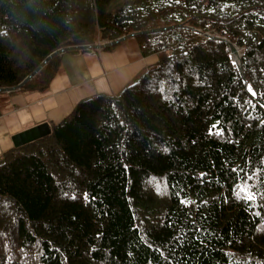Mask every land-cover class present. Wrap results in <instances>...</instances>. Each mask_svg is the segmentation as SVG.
<instances>
[{
	"label": "trees",
	"instance_id": "16d2710c",
	"mask_svg": "<svg viewBox=\"0 0 264 264\" xmlns=\"http://www.w3.org/2000/svg\"><path fill=\"white\" fill-rule=\"evenodd\" d=\"M152 29L156 63L0 154V264H264V0H0V88Z\"/></svg>",
	"mask_w": 264,
	"mask_h": 264
},
{
	"label": "crops",
	"instance_id": "0c3cea01",
	"mask_svg": "<svg viewBox=\"0 0 264 264\" xmlns=\"http://www.w3.org/2000/svg\"><path fill=\"white\" fill-rule=\"evenodd\" d=\"M157 61V54L142 53L135 37L112 50L62 53L47 90L0 95V154L14 147L15 134L44 122L59 123L85 98L120 92Z\"/></svg>",
	"mask_w": 264,
	"mask_h": 264
},
{
	"label": "water",
	"instance_id": "95a60500",
	"mask_svg": "<svg viewBox=\"0 0 264 264\" xmlns=\"http://www.w3.org/2000/svg\"><path fill=\"white\" fill-rule=\"evenodd\" d=\"M162 29H166V28H162ZM149 31H156V29L146 30V31H142V32H134V33H131L129 35L122 36V37H120L117 40L112 41V42H105V43L96 44V45L70 46L67 48L58 49V50L54 51L53 53H51L40 64V66L34 72H32L30 75H28L21 83H19L16 86H13V87L0 88V92H12V91L19 90L28 81H30L32 78H34L49 63V61H51V59H53L54 57H56L59 54H62V53L67 52V51H75V50L104 49L107 47L117 45L129 37H135L139 33H145V32H149ZM232 50H233V54H234V60L238 64L239 69L242 70V63H241L242 53L241 52H240L241 54L239 53V49L235 45H232ZM237 53L239 54L238 58L236 57ZM51 133H52V128L48 122H44V123L32 126V127L27 128V129H25V130H23V131L15 134L13 136L14 146L15 147L23 146V145L28 144L32 141H35V140H38V139L43 138L45 136H48Z\"/></svg>",
	"mask_w": 264,
	"mask_h": 264
},
{
	"label": "snow or ice",
	"instance_id": "6c2138e0",
	"mask_svg": "<svg viewBox=\"0 0 264 264\" xmlns=\"http://www.w3.org/2000/svg\"><path fill=\"white\" fill-rule=\"evenodd\" d=\"M248 90H249L250 92L252 91V89H251L250 86H249ZM252 95L255 96L256 93H255V92H252ZM262 107H264V105H262ZM217 123H219V121H218ZM261 123L264 124V121H261ZM213 128H216V125H215V124L212 125V128H210V129L208 130L210 134H211ZM221 134H222V130H219V131H217V133H216V135H221ZM169 150H170V149H169L168 147H164V148H163V151H164L165 153L169 152ZM124 169H125V171L127 172V170H128V166H127V165H124ZM233 171H235V170H233ZM257 172H258V170H257ZM257 172H253L251 175L246 174L245 177H244L245 181L247 182L248 180H253V179H255L256 181L260 182V177L258 176ZM201 175L203 176V175H205V174H204V173H201ZM165 179H166V178H165ZM254 188H255V184H253V185H248L247 188L245 189V193H246V194H245V197H244V198H245L247 201L255 202V201L257 200V196H258L259 193H257L256 191H254V190H253ZM156 191H157V194H159V192H160V186H159V184H158L157 187H156ZM73 199H75V195H73ZM84 199H85L86 201L88 200V194H87V193L84 194ZM92 200H95V197H92ZM181 202L184 203V201H181ZM255 215H256V216H259V215H260V212L257 211V212L255 213ZM73 219H74V218H73ZM99 235H100V234H97V236H99ZM92 251H96V249L93 248ZM128 255L131 256V252H129ZM169 264H171V262H169Z\"/></svg>",
	"mask_w": 264,
	"mask_h": 264
},
{
	"label": "bare ground",
	"instance_id": "6f19581e",
	"mask_svg": "<svg viewBox=\"0 0 264 264\" xmlns=\"http://www.w3.org/2000/svg\"><path fill=\"white\" fill-rule=\"evenodd\" d=\"M239 53H240V51H239ZM240 54H241V53H240ZM236 57H237V58L239 57V54H238V53H237Z\"/></svg>",
	"mask_w": 264,
	"mask_h": 264
},
{
	"label": "rangeland",
	"instance_id": "374dc122",
	"mask_svg": "<svg viewBox=\"0 0 264 264\" xmlns=\"http://www.w3.org/2000/svg\"><path fill=\"white\" fill-rule=\"evenodd\" d=\"M242 52V51H241Z\"/></svg>",
	"mask_w": 264,
	"mask_h": 264
}]
</instances>
